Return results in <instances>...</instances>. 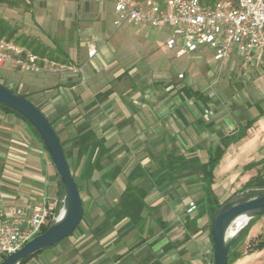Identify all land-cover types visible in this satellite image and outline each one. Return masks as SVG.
Instances as JSON below:
<instances>
[{
    "label": "crops",
    "instance_id": "0c3cea01",
    "mask_svg": "<svg viewBox=\"0 0 264 264\" xmlns=\"http://www.w3.org/2000/svg\"><path fill=\"white\" fill-rule=\"evenodd\" d=\"M24 1L38 30L32 38L80 72H21L30 74L24 82L6 79L3 85L30 95L63 144L79 193L95 192L90 210L82 200L80 227L51 250L78 232L62 264H210L209 218L188 208L202 198V165L216 147L223 155L212 190L220 203L264 175V58L244 63L234 50L215 61L206 48L177 56L167 47V30L161 42L136 40L132 50L127 38L137 39L143 27H120L136 30L110 42L112 0ZM240 132L242 138L222 146ZM169 156L180 161L172 166V180L162 181ZM86 172L90 179L79 178ZM131 173L136 177L128 182ZM128 183L145 195L142 228L128 217H107ZM57 192L56 171L40 141L23 119L0 108V207L33 205L41 198L52 202ZM259 237L264 240V216L254 219L234 248L231 264H264V247L248 250Z\"/></svg>",
    "mask_w": 264,
    "mask_h": 264
},
{
    "label": "built area",
    "instance_id": "2783aa9c",
    "mask_svg": "<svg viewBox=\"0 0 264 264\" xmlns=\"http://www.w3.org/2000/svg\"><path fill=\"white\" fill-rule=\"evenodd\" d=\"M112 25L167 30L172 37L169 49L182 56L203 48L213 53L215 61L231 56L234 50L244 63L264 58V0H223L214 6L199 0H112ZM95 53L88 49V57ZM10 66L20 72L48 71L64 75L77 74L72 64L42 57L14 44L0 41V67ZM182 78L183 75H179ZM210 113L204 114L208 119ZM58 199L41 198L33 205L0 207V262L20 249L27 241L47 227L56 215ZM196 208L191 202L188 211Z\"/></svg>",
    "mask_w": 264,
    "mask_h": 264
},
{
    "label": "water",
    "instance_id": "95a60500",
    "mask_svg": "<svg viewBox=\"0 0 264 264\" xmlns=\"http://www.w3.org/2000/svg\"><path fill=\"white\" fill-rule=\"evenodd\" d=\"M0 105L22 116L36 131L63 187L59 208L47 230L27 241L20 249L6 256L0 264H19L22 260L48 249L66 239L79 225L83 216L82 199L66 160L57 133L42 112L21 94L0 84ZM264 189L246 188L232 195L212 215L210 264H228L229 250L248 223L264 216ZM241 215L247 221L234 236L228 230ZM240 244V243H239Z\"/></svg>",
    "mask_w": 264,
    "mask_h": 264
},
{
    "label": "trees",
    "instance_id": "16d2710c",
    "mask_svg": "<svg viewBox=\"0 0 264 264\" xmlns=\"http://www.w3.org/2000/svg\"><path fill=\"white\" fill-rule=\"evenodd\" d=\"M219 1H223V0H199V2L202 5H206V6H214ZM229 1L234 2L236 0H229ZM0 5H4L7 8L13 9V10L28 7L27 3L24 0H0ZM1 40L7 41V42H13L14 44L21 46V47L33 52L34 54H37V55L42 56V57H47L50 60H54L57 62H65L64 60H61V58L58 57L56 54L51 53L49 48L44 46L42 43H40L36 38H32V37H30L28 35H24V34H19V28L17 26L13 25L12 23H10L8 20H6L3 16L0 15V41ZM22 96L26 98L25 95H22ZM0 108L3 109L4 111L13 113V114L17 115L18 117H20L21 119H23V121L30 128L31 133L35 137H37V139L40 141L43 149L45 150L44 145H43L42 141L40 140L36 131L22 116H20L16 112H14V111H12V110H10V109L2 106V105H0ZM243 130H245V128ZM243 136H244L243 132H240L237 135H233L230 138L224 139L223 141H221V144L225 148L228 144L239 140ZM60 143H61V146L63 148L66 160L68 162V155H67L61 141H60ZM222 155H223V150L219 147H216L213 151H211L209 153L206 162L202 165V173H201V178H200V180H201L200 193L202 194V198L197 202L196 208L198 210V214L207 215L209 218V221H211V217L216 212V210L223 203H225L228 199H230V198H228L224 202L220 203L218 198L216 197V195L214 194V192L212 190L213 172H214V169L217 166ZM179 161H180V158L175 157V156H169L168 158L165 159V161H163L162 166L168 167V171H167V173H165V175L162 176V179H161L162 181L163 180H172L173 176L175 175V173L177 171L176 169H172V166L176 165L177 162H179ZM87 162L90 163V159L87 160ZM68 165H69V162H68ZM69 168H70V165H69ZM70 171H71V168H70ZM71 173H72V176H73L75 182L77 183L76 174L72 171H71ZM56 175H57V173H56ZM91 176H92V173L86 172V173H81L79 175V178L88 180L91 178ZM135 177H136V174L131 173L129 175L128 182L131 181L132 179H134ZM57 179H58V192H57L58 203H57V206L55 208L56 213L58 212L59 200L62 196V190H63V187L59 181L58 175H57ZM77 187L79 189L78 183H77ZM246 188L264 189V175H258L256 177H254L253 179H251L249 182H247L245 184V186L242 188V191L245 190ZM260 192H264V191L261 190ZM144 196L145 195H144L142 190H140L139 188L133 187L128 183L127 186L125 187L122 195H121L119 203L117 205L111 207V209L107 211V217H109V218L113 217L114 219L112 222H117L118 219L120 220L123 217H128L129 218V224H131L132 226H135L137 228H142L144 221L140 217V214L144 208ZM83 214H84V208H83ZM83 217L84 216H82V219H81L79 225L77 226V228L74 230V232L80 227V225L83 221ZM253 221H254V219L248 223L246 228L241 232L238 239L236 240V242L233 244V246L229 250L228 264H231L230 256H231L234 248L237 245H239V243H241L243 241V239L247 235L249 229L251 228ZM107 222L106 221L103 222V226H106L108 224ZM48 226L43 228L39 234L45 232L47 230ZM101 228H102V226L97 228V230L101 229ZM72 234H70L68 237H70ZM61 242H59V243H61ZM58 244H56V245H58ZM56 245H54L53 247H55ZM263 247H264V240H262L259 237L256 241L251 242V244L248 247V250L249 251H255V250H260ZM47 250L48 249H45L38 254H35L31 257H28V258L22 260L19 264H27L29 262V260H31L33 257H37L39 254H42Z\"/></svg>",
    "mask_w": 264,
    "mask_h": 264
},
{
    "label": "rangeland",
    "instance_id": "374dc122",
    "mask_svg": "<svg viewBox=\"0 0 264 264\" xmlns=\"http://www.w3.org/2000/svg\"><path fill=\"white\" fill-rule=\"evenodd\" d=\"M28 12V8H21L19 10H13V9H9L4 5H0V15L7 18V20L12 23L13 25L17 26L19 28V34H24V35H28L30 37L31 34H36L38 33V30L35 27V24L33 23L32 20L29 19V16L27 15ZM110 27L115 31L114 35L112 36V38L110 39V42H116L115 40L117 39V37L121 38V34L126 33H133L136 29L132 28V27H124V28H120L118 30L114 29V27L112 26L111 22H109ZM146 33L147 35L145 37H143V33ZM166 36V32L165 30H154V29H144L142 28L140 30V35L137 39L132 40L129 37L126 38L130 40V45L132 46V50H137V41H139L140 43H144L145 45H149V44H156L161 42V40ZM133 38V37H131ZM137 40V41H136ZM50 41H47V43ZM159 56L161 57L162 54H159ZM141 57V56H140ZM185 57H181L180 58H176V59H181L183 61ZM139 59V58H138ZM180 60V61H181ZM179 62V60H176ZM30 74H26V73H21L16 71L15 69L11 68L10 66H1L0 67V84H4V81H10L13 82L15 84H19L20 82H24V80L29 76ZM7 87V85H4ZM10 89V88H9ZM26 99L30 101V95L26 96ZM43 114V113H42ZM236 187L238 185H235ZM242 189L240 191H237L236 193H234L233 195L241 192ZM94 194V195H93ZM93 196H95V192L93 191ZM227 194V193H226ZM90 195L89 193H87L84 189H81V199L84 201L85 205H86V209H89V203H92V198L93 196ZM232 196V195H231ZM230 196V197H231ZM229 197V198H230ZM223 198V197H222ZM223 200V199H221ZM90 210V209H89ZM86 215H91V213L88 211L86 212ZM82 229H84L83 226H81ZM79 233L76 232L75 236L73 237V241H70V243L65 242L61 249L57 248L55 250H51L54 247H50L48 248L47 251H45L42 254H39L37 257H33L31 260H29V262L27 264H62L63 261L66 259V256L69 254L70 255V250L71 248H74V246L78 243V239H79Z\"/></svg>",
    "mask_w": 264,
    "mask_h": 264
},
{
    "label": "bare ground",
    "instance_id": "6f19581e",
    "mask_svg": "<svg viewBox=\"0 0 264 264\" xmlns=\"http://www.w3.org/2000/svg\"><path fill=\"white\" fill-rule=\"evenodd\" d=\"M247 221V216L246 215H241L239 216L231 225V227L228 230V236H234L237 232V230L245 224Z\"/></svg>",
    "mask_w": 264,
    "mask_h": 264
}]
</instances>
